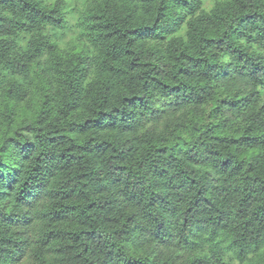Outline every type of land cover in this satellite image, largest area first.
Returning a JSON list of instances; mask_svg holds the SVG:
<instances>
[{"label": "trees", "instance_id": "obj_1", "mask_svg": "<svg viewBox=\"0 0 264 264\" xmlns=\"http://www.w3.org/2000/svg\"><path fill=\"white\" fill-rule=\"evenodd\" d=\"M0 0V264H264V0Z\"/></svg>", "mask_w": 264, "mask_h": 264}, {"label": "rangeland", "instance_id": "obj_2", "mask_svg": "<svg viewBox=\"0 0 264 264\" xmlns=\"http://www.w3.org/2000/svg\"><path fill=\"white\" fill-rule=\"evenodd\" d=\"M55 2L57 0H50ZM218 0H204V7L210 10ZM85 0H68L69 9L72 11L68 16V24L64 29L65 35H61L59 40H64L65 45L71 44V39L74 38L75 33L78 31L79 11L84 5Z\"/></svg>", "mask_w": 264, "mask_h": 264}]
</instances>
